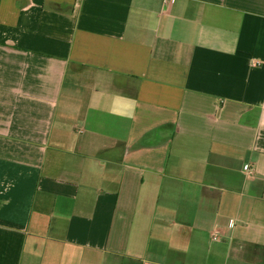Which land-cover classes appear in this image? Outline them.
Returning <instances> with one entry per match:
<instances>
[{"label":"crops","instance_id":"crops-1","mask_svg":"<svg viewBox=\"0 0 264 264\" xmlns=\"http://www.w3.org/2000/svg\"><path fill=\"white\" fill-rule=\"evenodd\" d=\"M0 264H264V0H0Z\"/></svg>","mask_w":264,"mask_h":264},{"label":"built area","instance_id":"built-area-1","mask_svg":"<svg viewBox=\"0 0 264 264\" xmlns=\"http://www.w3.org/2000/svg\"><path fill=\"white\" fill-rule=\"evenodd\" d=\"M169 1L171 0H166V3ZM245 173L247 176H253L255 173L254 167L251 165L246 166ZM213 238L214 240H218V236L216 234L213 236Z\"/></svg>","mask_w":264,"mask_h":264}]
</instances>
